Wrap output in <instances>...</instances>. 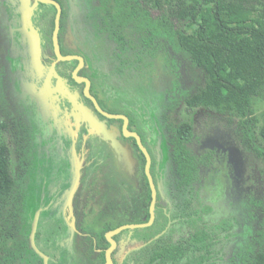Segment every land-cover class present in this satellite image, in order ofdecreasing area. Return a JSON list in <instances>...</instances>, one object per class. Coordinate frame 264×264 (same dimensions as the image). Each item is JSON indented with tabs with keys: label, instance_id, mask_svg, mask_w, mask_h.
<instances>
[{
	"label": "rangeland",
	"instance_id": "1",
	"mask_svg": "<svg viewBox=\"0 0 264 264\" xmlns=\"http://www.w3.org/2000/svg\"><path fill=\"white\" fill-rule=\"evenodd\" d=\"M64 2L68 11L64 46L84 53L87 72L94 76L96 90L107 106L131 114L137 128L153 134L151 145L158 144V181L168 203L164 207L166 213L174 220L167 229L181 232L179 236L209 226L221 236L231 234V239H223L220 244L225 258L253 264L260 247L259 230L264 226V162L250 148L236 122L231 124L226 115L202 107L188 112L186 98L205 85L207 75L181 47L177 32L158 26L144 9H135L132 0ZM33 3L34 0H0V142L11 146V171L16 180L0 218V230L13 233L8 240L13 255L7 254L6 262L37 263L36 254L27 243L38 215L37 230L43 237L50 232L46 228L55 234L49 246H57L54 264H89L76 251V228L72 227L75 217L71 194L81 178L85 158L82 142L88 138L92 146L93 141L106 144L105 138L118 136L119 142L127 143L118 135L116 125L84 106L79 88L74 91L75 96L66 92V88L72 92L67 79H59L60 87L52 76L50 85L58 90L37 96L48 71L55 68L46 66L43 58L44 32L54 11L39 3L27 15L25 24L23 14ZM114 29L126 42L123 52ZM182 29L190 30L187 24L177 28ZM67 99L75 106L88 108L86 113V109H79L81 112L73 115ZM255 106L263 124L264 100L257 98ZM186 119L193 123L196 134L191 142L193 150L199 155L214 151L213 165L201 168L198 192L194 194L193 209H189L191 213L195 208L202 211L200 217H194L195 224L192 218L186 221L175 215L181 210L173 194L174 162L168 145L174 126ZM4 121L8 125L6 130L1 126ZM104 144L99 148L100 154L88 146L89 157L103 161L107 156ZM116 145L115 159L121 170L117 169L109 197L105 196L106 200L110 198L109 212L120 216L128 214L124 209L128 205L140 209L144 189L138 180L142 170L135 148H130L133 160L128 163L117 141ZM48 187L52 191L50 200ZM48 210L52 211L48 214ZM162 219L166 224L164 214ZM134 233L121 236L118 256L127 241H136ZM123 254L129 264H136L132 250Z\"/></svg>",
	"mask_w": 264,
	"mask_h": 264
},
{
	"label": "trees",
	"instance_id": "2",
	"mask_svg": "<svg viewBox=\"0 0 264 264\" xmlns=\"http://www.w3.org/2000/svg\"><path fill=\"white\" fill-rule=\"evenodd\" d=\"M59 1L63 3L62 0ZM132 1L135 9H144L147 16L153 18L158 26L176 31L181 47L191 58L193 64L205 71L207 75L205 85L185 100L188 112L202 107L209 112L226 115L231 124L236 122L237 127L243 131L244 138L250 148L264 162V123L260 124L255 106L257 98L264 100V0ZM54 19L55 14L52 16L50 26L46 29L45 34V59L48 65H51L56 59L52 41ZM66 23L64 8L60 28L61 50L63 54H72L75 52L68 50L63 43ZM180 24H187L190 30H177ZM114 34L121 52L125 51L126 42L123 35L116 29H114ZM77 63L78 60L59 61L60 65L68 64L70 71ZM80 73L85 74L86 72L82 69ZM63 75L71 82L70 84L78 85L70 72ZM95 87L96 84L93 83V89ZM83 99L85 104L93 106L89 98L83 96ZM99 101L103 107L108 108L101 98ZM94 110L100 117L105 118L95 108ZM108 110L117 112L111 108ZM130 121L131 123L135 122L132 117H130ZM1 126L5 130L8 128L6 121L1 122ZM194 138L193 123L186 119L174 126L173 136L170 139L176 186L180 197L186 199V204H188L186 208L190 206L188 196L195 194L194 184L199 179L201 168L211 165L214 154L213 150L201 155L197 154L191 146ZM131 139L138 150L143 169L142 177L147 188L144 213L149 216L151 189L144 170L146 157L138 147L135 138ZM11 161L10 144L0 142V218L4 216L7 199L16 184L11 171ZM154 166L155 160L153 169ZM101 175L102 170L90 177L85 172L82 173L72 198L76 226L84 233L76 234V245L94 264H104L105 262V248L109 245L106 232L129 221H119L113 214L101 209L99 202L105 192ZM201 213L200 209L195 208L192 213L188 214L193 219V224L197 220L192 217V214L200 217ZM92 215V221L101 223L99 228L90 223ZM176 215L178 214L176 213ZM145 220L144 217L136 219L137 222ZM153 230L155 231L152 234L137 239L133 244L141 245L152 240L164 228ZM123 233H127V231L120 234ZM120 234L115 236L117 240H119ZM12 235L11 231L0 230V264H7L6 260L9 258L6 256L11 252L8 240ZM178 237L179 239L175 240L170 236L158 237L152 246L148 245L134 252L135 261L137 264H210L217 240L214 239L209 226L197 227L195 231L181 234ZM258 239L259 252L251 263L264 264V226L259 230ZM131 245L125 244L122 254L118 256V259L115 258L116 264H128L121 258ZM98 248H102V251H98ZM12 255L10 253V256Z\"/></svg>",
	"mask_w": 264,
	"mask_h": 264
},
{
	"label": "flooded vegetation",
	"instance_id": "3",
	"mask_svg": "<svg viewBox=\"0 0 264 264\" xmlns=\"http://www.w3.org/2000/svg\"><path fill=\"white\" fill-rule=\"evenodd\" d=\"M61 5H62V14H61V17H62V15H63V10H64V8H65V10H66V18H67V14H68V11H67V7H66V4H65V2H64V0H62L63 1V3H64V5H63V3L62 2H60L59 0H57ZM35 4V0H34V3L32 4V6ZM39 4V3H38ZM43 4H45V3H40V5H43ZM43 6H46V7H48V8H52L53 9V14H52V16L55 14V17H56V13H57V9H56V7L54 6V5H49V4H46V5H43ZM52 16H51V18H52ZM51 20V19H50ZM55 20V19H54ZM49 26H50V23H49ZM48 28V27H47ZM47 28H45V29H47ZM54 28H55V25H54ZM47 31V30H46ZM46 31L44 32V34H46ZM54 31V30H53ZM52 36H53V33H52ZM59 40H60V33H59ZM52 41H53V39H52ZM60 46H61V42H60ZM53 48H54V45H53ZM62 51V50H61ZM45 52H46V42H45V51H44V54H43V58H44V64H46V66H48V67H52L53 65H54V67L55 68H52V69H55V71L58 73V74H60L61 76H62V78L63 79H61V80H66L67 78L63 75V74H68L69 72L71 73V75H72V78L74 79V77H73V71L75 70V68L78 66V64H79V60L78 59H74V60H78V63L75 65V67L74 68H72V70L71 71H69L70 70V67L68 66V64H62L63 65V67L64 68H59V66H62V65H60L59 64V61H62V60H58V58H57V56H56V59H55V61L51 64V65H48L47 64V62H46V59H45ZM75 53H72V54H78V55H81V56H83L84 58H85V65L79 70V75H83V76H86V77H88L90 80H91V93L97 98V100H98V102H99V104L101 105V103H100V101H99V99L101 98L103 101H104V99L102 98V96L99 94V92L96 90V87H95V89H93V83H95V78H94V76L93 75H90L89 74V72H87V62H86V57H85V55H84V53L82 52V51H74ZM54 53H55V51H54ZM64 55H67V54H64ZM74 60H71V61H69V62H72V61H74ZM52 69H50L49 71H48V73L52 70ZM82 69H84L85 70V74L84 73H80L81 72V70ZM66 70H68L69 72H66ZM48 73H47V75H48ZM52 76H53V78L52 79H54L55 77H56V79L58 80V78H57V76H56V74H55V72H52ZM47 77V76H46ZM68 80V79H67ZM75 80V79H74ZM76 81V80H75ZM58 82H59V80H58ZM69 82V81H68ZM77 82V81H76ZM50 83H51V81H50ZM78 83V85L76 84V85H74V84H70V89L72 90V92L71 91H67V88H66V92L68 93V94H70V95H76L75 93L76 92H74V91H76V88H79V90L81 91V95H82V102L84 101V99H83V96H85V97H87L86 95H85V93H84V87H85V83L84 82H77ZM57 85H59L60 87H61V84H57ZM51 86V85H50ZM44 87V86H43ZM52 87V86H51ZM53 88V90H58V89H55L54 87H52ZM88 98V97H87ZM90 99V98H89ZM91 100V99H90ZM67 103L68 104H70V106H71V113L73 114V115H77L78 114V112H81L82 111V109H86V111H87V109L88 108H80V106H78V104H76V106L75 105H73L72 104V101L70 100V99H67ZM92 101V100H91ZM105 102V101H104ZM80 103V102H79ZM84 103V102H83ZM92 103H93V101H92ZM81 104V103H80ZM106 104V103H105ZM84 106H87V107H89V108H91V109H93L94 110V108H95V105H94V103H93V106H91V105H88V104H85L84 103ZM106 106H107V104H106ZM101 107H103L102 105H101ZM108 108H111V109H114V110H116L115 108H112V107H109V106H107ZM105 110H107L108 112H110V113H114V114H125V115H127L128 116V118H129V122H128V129L129 130H133V131H136V132H138L139 134H140V136H141V138H142V141H143V143H144V145L147 147V149L149 150V152H150V154H151V157H152V163H151V173H152V176H153V179H154V183H155V185H156V188H157V201H156V208H155V219H154V221L151 223V224H149V225H147V226H144V227H136V228H126V229H123L122 231H120L119 233H117V234H115V235H113V238L117 241V245H116V247L114 248V250H113V252H112V259H113V264H116L115 263V258L116 259H118L119 257H118V253L116 254V252H117V250L120 248V247H122V241H121V236L122 235H128V232H131V231H134L135 233H134V235L136 236V238L137 239H140V238H143V237H145V235H150V234H152L155 230H153V229H159V228H164V230L159 234V235H157L155 238H153L152 240H149V241H147V242H145L144 244H141V245H138V244H133V243H135V241L134 242H130V240H129V238H128V240L129 241H127L126 243H129V244H132L131 245V247H130V249H128V250H126V251H129V250H132L133 251V260H134V262L137 264V262L135 261V254H134V252L136 251V250H138V249H140V248H143V247H146V246H152L155 242H156V239L158 238V237H160V236H164V237H166V236H170V237H172L174 240L177 238V239H179V237H178V234H180V233H178L177 231H175V229H167L168 228V226H169V224L171 223V222H173L174 220L172 219V217H168V214L166 213L167 211L165 210V208L164 207H166V205L168 204L167 203V201L164 199V197H163V191H162V189L160 188V185H159V181H158V174H160L158 171H157V165H158V163H159V161H160V157H161V155H160V152L158 151V144L157 145H151V141H152V138H153V134H151V133H148V132H146V131H144L143 129H141V128H137L136 126H135V122L134 123H131V121H130V117H132L133 118V116L131 115V114H129L128 112H126V111H118V110H116L117 112H112V111H110V110H108V108H106V107H103ZM81 111H80V110ZM96 109V108H95ZM97 110V109H96ZM70 112H68V113H70ZM89 112V111H88ZM94 112H95V110H94ZM97 112H99L98 110H97ZM96 113V112H95ZM100 113V112H99ZM100 114H102V113H100ZM96 115L100 118V119H105V120H107L111 125H113V126H115V128L117 129V131L119 132V136H121V138L124 140V141H126V143H127V145H124V144H122L121 142H119V138H118V136H115V137H109L110 139H106L105 138V140L107 141V142H105L104 141V138H102V141L103 142H105L106 144H104V143H102V142H99V141H93L92 142V144H93V146L92 145H90V142L88 141V138H84L83 139V142H82V144H83V149H84V156H85V158L83 159V165L81 166V176H82V173H86L87 174V176H92L94 173H96V172H98V171H100V170H102V175H101V179H102V184H104V194H103V196H102V198H100V202H99V204H100V207H101V209L103 210V211H107V213H111V214H113V216L116 218H118V220L119 221H125V220H129V221H127V222H124L123 224H128V223H144V222H148L149 220H150V218H151V212H150V206H151V202H152V189H151V185H150V181H149V178H148V176H147V178H148V182H149V186H150V189H151V202H150V205H149V216L148 215H145V213H144V210H145V206H146V198H147V188H146V184H145V180H144V178L142 177V174H143V169H142V165H141V162H140V159H139V153H138V150H137V148H136V146H135V143L133 142V140L131 139L133 136H126L125 134H124V131H123V125H124V119L123 118H109V117H106L105 115H103L105 118H102V117H100L97 113H96ZM84 117H85V115H84ZM84 119V118H83ZM121 119H122V121H121ZM134 119V118H133ZM112 120H114L113 122H112ZM89 121V120H88ZM85 122V121H84ZM117 123H119L118 125H117ZM90 130V129H89ZM194 133H195V131H194ZM150 135V136H149ZM173 136V135H172ZM172 136H171V138H172ZM195 137H196V134H195ZM133 138H135V137H133ZM171 138H169V141H168V145L169 146H172L171 145V142H170V139ZM117 141V143H118V145H120V149H122L123 150V153H124V155H125V158H126V161L129 163V162H132V160H133V156L130 154V148H131V146L133 147V148H135V153L137 154V158H138V161H139V164H140V167H141V170H142V174L141 175H139L140 177H138V180L140 181V183L142 182V184H141V186H142V188L144 189V196H143V199H142V205L140 206V209L139 208H137V210H135V208H132V206H130V205H128V207H124V209H125V211L127 212L128 211V214H124V215H120V216H116L114 213H112V212H109V210H108V200H110V198L108 199V200H106L107 199V197L106 196H108L109 197V191H110V189H111V187H112V182H114V180L116 181V178H117V175H116V171H117V169H119V170H121L119 167L120 166H118V163H117V160L115 159L116 158V153H115V150H117V145H116V141ZM135 140H136V138H135ZM158 141H161V138H159L158 139ZM167 142V141H166ZM136 143H137V140H136ZM101 144H104V145H106L107 146V149L105 150V151H107L106 152V154L105 155H107L106 156V158L103 160V161H101V159L100 160H98V161H96V159H97V157L95 156V157H93V158H90L89 157V152H88V150H89V147L88 146H90L91 147V149L92 150H94V153H99L100 154V151H99V148H100V146H101ZM114 144V145H113ZM137 145H138V143H137ZM106 146H104V147H106ZM138 147H139V145H138ZM140 148V147H139ZM169 148H171V147H169ZM141 150V149H140ZM142 151V150H141ZM143 152V151H142ZM144 154V153H143ZM145 155V154H144ZM214 155V154H213ZM213 157V156H212ZM154 160H155V166H154V169H153V162H154ZM119 162V161H118ZM213 165V162L211 163V165L210 166H208V168L209 167H211ZM145 166H146V163H145ZM145 170V169H144ZM145 173H146V171H145ZM173 173H174V170H173ZM200 173H201V170H200ZM147 175V174H146ZM201 179V176H199V179H198V181L194 184V186H195V188H196V190H195V193L196 192H198V185H199V183H200V180ZM172 183H173V186H174V190H175V193H174V191H173V194H174V197L178 200V204H177V207L181 210V213H178L177 212V214L178 215H176V217H178L179 215L181 216V217H183V218H186V221H189V218H191L188 214L189 213H191L190 211H189V209H193V204H194V195H189L188 197H189V199H190V206L188 207V208H186L187 207V205L188 204H186L187 202H186V199H183V198H181L180 197V194H179V192H178V188H177V186H176V176H175V174H174V181H172ZM50 185V184H49ZM197 186V187H196ZM48 198H49V200L51 199V192L52 191H50L49 190V187H48ZM74 195V194H73ZM73 195L71 196V207H72V209H73V214H74V217H75V212H74V207H73V204H72V198H73ZM106 195V196H105ZM173 196V195H172ZM59 198V197H58ZM57 198V199H58ZM52 199H53V197H52ZM52 201V200H51ZM109 203H111L112 205H113V203L112 202H109ZM111 208V207H110ZM139 210L140 211H142L141 213H138L139 212ZM52 210H48L47 211V213L49 214L50 212H51ZM113 211V210H112ZM104 213H106V212H104ZM163 214H164V217H165V219L167 220L166 222V224H164L163 223V219H162V216H163ZM167 215V216H166ZM140 217H144L146 220L145 221H142V222H137L136 221V219H138V218H140ZM176 217H174V219H176ZM192 217H196V215H194V214H192ZM93 219H91L90 220V223L91 224H93L94 226H96V225H98V224H100L101 225V223L99 222V223H96L95 221H92ZM192 222H193V219H192ZM74 223V226H72V227H74V228H76V233H75V236H76V234L77 233H80V234H84L83 232H81L78 228H77V226H76V218H75V221L73 222ZM91 224H89L90 226H91ZM123 224H121V225H123ZM120 225V226H121ZM119 227V226H118ZM115 228H117V227H115ZM115 228H113V229H115ZM113 229H111V230H113ZM46 231H50L49 233L47 232L45 235H44V237H43V233H41V231H39V230H37L36 231V234H35V243H36V246L39 248V250L41 251V252H43L45 255H46V257H47V262L45 261V258H44V256H41L38 252H36L32 247H31V244H30V240H28V248H29V250H31V251H33L35 254H36V256H35V258H36V262L37 263H33V264H45V262L47 263V264H51L52 262H53V264H54V261L56 260V253H58V250H57V246H53V247H49L50 245H51V243L54 241V238H55V234H54V232H51V229H45ZM139 230H142L141 232L142 233H137L136 231H139ZM196 230V228L194 229V231ZM110 230H108L107 232H106V239L108 240V238H107V234H108V232H109ZM124 231H127V233H123V234H120V233H122V232H124ZM212 233H213V236H214V239L215 240H217L216 241V244H215V250H213V253H212V259L210 260V264H241V263H239L238 262V258H237V260H236V258H229V259H226L225 258V255H224V252H225V250L224 249H222V246L220 245L221 244V242H223V239H225V240H227V239H231V234H228L227 235V233H224V235L223 236H221L220 234H218L215 230H212ZM54 234V235H53ZM120 234V237H119V240H117L116 238H115V236H117V235H119ZM52 236V237H51ZM137 239H136V241H137ZM231 241V240H230ZM74 242H75V247H76V251H78L79 253H80V255L81 256H83L84 257V259H85V261H86V263H89V264H94V262L92 261V260H90L85 254H84V252L83 251H81L78 247H77V245H76V238L74 237ZM108 242H109V245L105 248V262H104V264L106 263V254H107V249L111 246V242L108 240ZM9 243V242H8ZM136 245H138V246H136ZM98 251H102V248H98ZM6 255V254H5ZM123 256H124V254L122 255V258H121V260L122 261H124V259H123ZM20 257V259L22 258V256H18L17 255V258H19ZM126 261V260H125ZM31 264H32V260H31ZM128 264H129V262H128Z\"/></svg>",
	"mask_w": 264,
	"mask_h": 264
},
{
	"label": "water",
	"instance_id": "4",
	"mask_svg": "<svg viewBox=\"0 0 264 264\" xmlns=\"http://www.w3.org/2000/svg\"><path fill=\"white\" fill-rule=\"evenodd\" d=\"M38 3H45V4H49V5H54L57 9V13H56V17H55V28L53 31V45H54V51L55 54L58 58V60H62V61H71L74 59H78L79 60V64L78 66L75 68V70L73 71V77L77 82H84L85 83V87H84V93L85 95L90 98L94 105L95 108L102 113L103 115H105L106 117L109 118H123L124 119V125H123V131L124 134L126 136H133L136 138L137 143L140 147V149L143 151V153L145 154L146 157V166H145V171L146 174L149 178L150 181V185H151V189H152V202H151V206H150V212H151V218L148 222H144V223H128V224H123L113 230H110L107 234V238L108 240L111 242V246L107 249V254H106V263L105 264H113V259H112V252L114 250V248L117 245V241L113 238V235L119 233L120 231H122L123 229L126 228H136V227H144L147 226L149 224H151L154 219H155V208H156V201H157V188L156 185L154 183V179L151 173V163H152V157L151 154L149 152V150L147 149V147L144 145L142 138L140 136V134L136 131L133 130H129L128 129V122H129V118L127 115L125 114H114V113H110L107 110H105L103 107H101V105L99 104L97 98L91 93V80L83 75H79V70L85 65V58L81 55L78 54H67L64 55L61 51V46H60V40H59V33H60V28H61V14H62V5L57 1V0H35V4L33 6H31L30 8H28L24 14H23V21L26 24L27 23V15L31 14L33 12V10L35 9L36 5ZM52 72H55L58 80L62 79V76L60 74H58L55 69H52L46 79H45V83H44V87L43 89L40 91V93L37 94V96L41 97L44 96L45 94H47L48 91L53 90V88L50 86V81L52 78ZM59 80V81H60ZM59 84V82H58ZM78 185H76L74 187V190L72 191V194L75 192L76 188ZM37 224H38V215L36 216V218L34 219L33 222V229H32V233L30 236V241H31V247L38 252L41 256H44L45 261L47 262V257L46 255L41 252L39 250V248L36 246L35 243V234L37 231ZM72 226H74V223H72Z\"/></svg>",
	"mask_w": 264,
	"mask_h": 264
},
{
	"label": "crops",
	"instance_id": "5",
	"mask_svg": "<svg viewBox=\"0 0 264 264\" xmlns=\"http://www.w3.org/2000/svg\"><path fill=\"white\" fill-rule=\"evenodd\" d=\"M81 108V107H80ZM84 113H86V110H84Z\"/></svg>",
	"mask_w": 264,
	"mask_h": 264
}]
</instances>
